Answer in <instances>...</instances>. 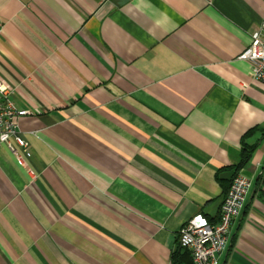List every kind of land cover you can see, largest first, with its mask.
<instances>
[{"label":"crops","instance_id":"1","mask_svg":"<svg viewBox=\"0 0 264 264\" xmlns=\"http://www.w3.org/2000/svg\"><path fill=\"white\" fill-rule=\"evenodd\" d=\"M263 23L264 0H0V80L32 113L25 167L0 145V264H193L179 230L216 222L264 127L238 59ZM238 174L218 262L264 264V139Z\"/></svg>","mask_w":264,"mask_h":264},{"label":"built area","instance_id":"2","mask_svg":"<svg viewBox=\"0 0 264 264\" xmlns=\"http://www.w3.org/2000/svg\"><path fill=\"white\" fill-rule=\"evenodd\" d=\"M238 59L248 62L252 80L264 85V23L253 33ZM12 94L13 90L0 80V145H5L25 167L24 159H28L31 153L28 143L19 134L17 122L32 113L17 109L11 101ZM251 187L247 177L236 175L221 199L215 223H209L202 215H195L181 227L177 243L190 253L193 264H219L217 257L225 249L229 226L243 210Z\"/></svg>","mask_w":264,"mask_h":264},{"label":"trees","instance_id":"3","mask_svg":"<svg viewBox=\"0 0 264 264\" xmlns=\"http://www.w3.org/2000/svg\"><path fill=\"white\" fill-rule=\"evenodd\" d=\"M251 139H256L253 142L248 143V141ZM264 139V127L262 128H253L249 129L242 137L240 140V161L236 166H233L232 169L233 173L230 176V182L231 180L238 175V171L242 169L245 164L248 162L250 159L251 155L253 152L256 150L259 142H261ZM218 173H216L217 180L220 182ZM228 187L224 189V194L226 193Z\"/></svg>","mask_w":264,"mask_h":264}]
</instances>
